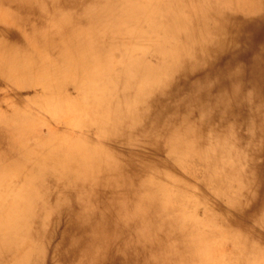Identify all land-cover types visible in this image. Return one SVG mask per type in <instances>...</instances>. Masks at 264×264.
Returning a JSON list of instances; mask_svg holds the SVG:
<instances>
[{
  "label": "bare ground",
  "instance_id": "bare-ground-1",
  "mask_svg": "<svg viewBox=\"0 0 264 264\" xmlns=\"http://www.w3.org/2000/svg\"><path fill=\"white\" fill-rule=\"evenodd\" d=\"M0 86V264H264V0H0Z\"/></svg>",
  "mask_w": 264,
  "mask_h": 264
},
{
  "label": "rangeland",
  "instance_id": "rangeland-1",
  "mask_svg": "<svg viewBox=\"0 0 264 264\" xmlns=\"http://www.w3.org/2000/svg\"><path fill=\"white\" fill-rule=\"evenodd\" d=\"M0 89H2V91L7 92L8 95H11V96L13 95L14 90L11 87L0 86ZM28 97H30V96H28ZM41 117H45V119L49 121V115L41 114ZM59 128H61V127H59ZM246 229H249V228L247 227Z\"/></svg>",
  "mask_w": 264,
  "mask_h": 264
}]
</instances>
